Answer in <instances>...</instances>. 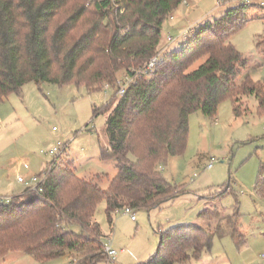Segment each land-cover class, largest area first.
Returning <instances> with one entry per match:
<instances>
[{"label":"trees","instance_id":"1","mask_svg":"<svg viewBox=\"0 0 264 264\" xmlns=\"http://www.w3.org/2000/svg\"><path fill=\"white\" fill-rule=\"evenodd\" d=\"M188 1L0 0V102L30 82L76 84L91 93L108 84L116 90L115 106L106 122L108 145L100 157L113 160L118 169L113 178H81L60 156L48 164L37 190L27 188L10 202L0 201V263L15 254L43 263L67 253L72 264L111 260L95 221L99 204L106 200L112 224V215L126 207L151 211L186 193L163 176L162 168L171 157L185 154L192 114L215 120L221 103L231 100L240 118L250 111L241 110L240 102L255 96L258 113L264 115V80L247 76L237 84L249 60L230 42L247 26L251 6L232 8L199 26L180 50L144 74L159 52L165 22ZM255 45L264 56V35ZM127 78L134 82L118 98L119 83ZM109 108H96L95 116ZM104 180L107 190L101 188ZM255 191L264 198V162ZM228 192L229 187L214 200ZM235 199L230 215L222 217L218 208L200 213L216 220L214 229L191 224L159 230L156 254L145 264L200 261L217 237L242 245L240 202L237 195ZM74 225L78 232L71 229Z\"/></svg>","mask_w":264,"mask_h":264},{"label":"rangeland","instance_id":"2","mask_svg":"<svg viewBox=\"0 0 264 264\" xmlns=\"http://www.w3.org/2000/svg\"><path fill=\"white\" fill-rule=\"evenodd\" d=\"M262 1L251 0L247 26L230 41L249 60L237 84L247 76L254 81L264 80V56L255 45L257 38L264 35ZM244 4L242 0H189L182 4L163 26L160 58L180 50L199 26L214 22ZM66 17L64 13L62 19ZM169 38L172 41L168 42ZM115 93V89L106 87L91 93L76 84L59 86L44 82L39 86L30 82L1 101L0 196L11 199L20 196L28 185L19 183V177L42 178L55 159L50 151L59 146L66 148L61 158L73 165L79 177L113 178L118 171L116 163L103 161L100 155L101 149L108 145L106 122L115 106ZM107 106L108 110L95 116L96 108ZM240 107L243 111L250 110L240 118L234 115L231 100L221 103L215 120L201 112L191 115L185 154L171 157L162 168L163 176L186 193L162 208L134 209L136 221L122 209L112 215L111 224L106 200L99 204L95 221L101 226L102 242L117 252L115 259L99 264L147 263L160 244L159 230L191 224L214 229L216 220L201 217L200 213L218 208L222 217L232 214L235 195L240 202L243 244L237 246L230 237H217L210 253L187 264H264V198L255 191L259 167L264 162V115L258 113L255 96L244 99ZM228 187V193L214 200ZM101 188L107 190L108 180L102 182ZM71 229L79 231L77 225ZM72 261L68 253L45 263L29 255L15 254L0 264H72Z\"/></svg>","mask_w":264,"mask_h":264},{"label":"built area","instance_id":"3","mask_svg":"<svg viewBox=\"0 0 264 264\" xmlns=\"http://www.w3.org/2000/svg\"><path fill=\"white\" fill-rule=\"evenodd\" d=\"M244 1V5L247 6H251V0H242ZM261 7H264V1H262L260 3ZM173 19V18H172ZM172 41V38L168 39V42ZM160 53H158L157 55H155L153 58H151L148 62V64L146 65L145 69H144V74H148L149 72H152L156 69V67L158 65H160V63L162 62L163 58H160ZM141 73V71L137 72V75H139ZM134 81L132 78H127L126 82H122L120 81L119 83V90H118V95L122 96L125 93L126 88L132 84ZM106 88H110L108 84L105 85ZM104 87V88H105ZM66 151V148H62V147H56L53 150L50 151V154L55 156V158L60 157L64 152ZM209 168H211V165L209 166ZM47 174H44V176L41 178L39 176H31V178L29 180H27L26 177H19L18 178V182L21 184H26L28 185V188H32L33 190H37L38 186L44 181V179L46 178ZM11 198H4V199H0V201H5V202H10ZM125 213L127 215H130L131 220L136 221V215L133 213V210L129 207L124 208ZM105 252L107 253V255L109 256V258H111L112 260L115 259L117 252L111 248V246L105 245L104 248Z\"/></svg>","mask_w":264,"mask_h":264}]
</instances>
